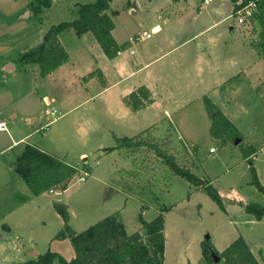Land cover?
Returning a JSON list of instances; mask_svg holds the SVG:
<instances>
[{
    "label": "rangeland",
    "instance_id": "1",
    "mask_svg": "<svg viewBox=\"0 0 264 264\" xmlns=\"http://www.w3.org/2000/svg\"><path fill=\"white\" fill-rule=\"evenodd\" d=\"M137 1L140 7L132 11L128 9V0L113 2L112 8L118 13L116 23L125 31L135 33L146 28L153 19L148 15L151 9L143 10L141 7L147 0ZM187 1L196 3L198 8L203 0ZM165 2L158 0L157 3ZM68 4L72 6V1L69 0ZM164 13L176 15V10L164 5L161 24L166 19ZM256 13L248 24H239L233 13H230L227 22L213 29L222 32L226 41L236 40L247 46L256 45L261 48L262 63L256 69L264 86V43L259 39V33L263 31L260 19L264 20V13L261 12L254 19ZM204 17L195 23L196 28H201L208 21ZM187 19L184 17L176 23L174 20V24L169 22L166 28L180 27L184 30ZM254 27L255 33L250 31ZM230 28L233 29L230 31ZM89 35L94 38L92 33ZM148 41L154 42L155 38ZM95 46L100 49L96 43ZM154 68L155 65L151 70ZM166 72L173 76V71ZM163 82L154 86L153 96L149 93L154 105L148 113L153 112L160 120L156 126L147 130L139 120L138 124H134V129L125 131L123 123L109 116L98 99L95 104L88 103L79 110L88 122L82 136L74 129L75 113L59 120L66 123L63 146L68 150L69 157L64 161L68 160L77 168L76 172L66 192L53 189L55 194L44 192L36 195L22 208L23 214L15 213L10 217L11 220L13 217L16 219L10 223L11 231L7 232L0 227V234L3 235L0 237V264L36 261L37 255L47 252L57 253L66 261L74 258L70 240L56 237L64 229V222L54 208L55 203L66 208L68 226L76 233L118 212L127 234H132L141 229V219L150 222L163 212V264H215L203 255L205 244L220 256L238 238L243 239L257 262L264 264V216L255 220L244 210L246 204L264 206V193L257 191L250 171L251 166L264 187V106L258 100L260 94L241 84L242 76L230 81L227 89L236 84L242 88L237 103L241 109L237 110V118L228 120L232 127L226 128L219 124V119L211 117L213 111L207 110L204 99L213 103L210 98L196 100L191 93L181 89L184 85L173 83L172 80ZM262 92L264 94V89ZM207 120L209 123L206 124ZM56 126H52V129ZM214 132L218 136L213 135ZM133 135H138L134 137V142L144 145L129 150L108 148L107 151H94L87 154L85 161L76 158L80 150L96 149L99 144L102 148L117 147L118 138H132ZM52 137L56 138L55 135ZM238 139H242L241 143L235 146L233 143ZM210 147L215 148L216 153L204 155V149ZM246 155H249V161ZM167 159L190 169L197 178L206 181L221 197L223 209L202 188L173 175L166 164ZM80 177L84 181H80ZM27 189L22 187V191L17 190V195L26 196ZM13 201L14 198H10L7 192L0 196V217ZM17 233L20 236L17 237ZM23 250L30 251L31 256L27 257ZM222 263L219 260L216 264ZM52 264L59 263L55 260Z\"/></svg>",
    "mask_w": 264,
    "mask_h": 264
},
{
    "label": "crops",
    "instance_id": "2",
    "mask_svg": "<svg viewBox=\"0 0 264 264\" xmlns=\"http://www.w3.org/2000/svg\"><path fill=\"white\" fill-rule=\"evenodd\" d=\"M70 1L72 6H69V0L54 2L50 9L37 18L30 10L29 0H0V123H4L6 127L5 130H0V196L7 192L10 198H14L17 190L22 191V187L27 189L13 167L16 157L26 145H32L74 167L68 160L64 161L69 157L68 150L63 146L66 123L59 120L75 113L74 129L82 136L88 122L83 119L79 110L88 103L95 104L96 99L109 116L123 123L125 131L134 129V124H138L139 120L146 130L158 124L160 118L153 112L148 113L154 101L134 112L123 99L140 87H145L153 96L154 86L165 80L184 85L181 89L191 93L196 100L210 98L214 106L230 121L237 118V110L241 109L237 103L242 88L240 84L228 89L226 87L230 81L242 76L241 84L256 90L260 94L258 100L264 106V94L260 93L264 86L256 69L262 63L261 48L256 45L247 46L236 40L226 41L222 32L213 29L214 26L227 22L233 13L230 0H208V3L203 0L198 8L196 3L187 0H166L164 4L157 3L158 0H147L141 7L143 10L151 9V14L148 11V15L153 19L146 28L135 33L125 31L116 23L118 13L112 8L114 0H111L107 11L114 25L111 35L120 50H123L122 55L108 59L89 32L77 36L73 30H69L59 38L67 53V62L47 75L40 74L38 65H21L18 57L41 44L52 25L73 19L69 10L83 0ZM154 1L156 4L153 5ZM128 2L129 10L139 9L137 0ZM164 5L176 10L175 14L178 16L164 13L166 19L161 24ZM137 11L132 14L135 15ZM184 17L188 18L186 29L166 28L170 23L174 24V20L176 23ZM201 17L209 23L206 24L207 21L201 28H196L195 23ZM255 29L256 27L250 31L255 33ZM141 31H152L151 38H155V41L150 43L147 39L139 42L142 44L138 47L131 46L129 38ZM129 49L134 54L130 55ZM153 65L155 68L151 70ZM167 70L173 71V76L168 75ZM47 109L55 110L59 117L45 113ZM55 124L57 126L52 129ZM93 125L97 127L96 123ZM51 132L56 138L51 136ZM135 136L137 135L132 138ZM241 140L239 139V143ZM115 147L102 148L99 144L96 149L78 151L76 158L85 161L88 153ZM209 149H204L203 154L216 153V150L209 153ZM256 175L262 186L258 174ZM26 196L28 199L21 204L13 201L0 217V227L5 231H11L10 223L16 221L14 217L12 220L10 217L15 213L23 214L22 208L36 198L29 189ZM18 236L20 235L17 233ZM23 253L27 257L31 256L30 251L23 250ZM33 253L37 254L35 251Z\"/></svg>",
    "mask_w": 264,
    "mask_h": 264
},
{
    "label": "trees",
    "instance_id": "3",
    "mask_svg": "<svg viewBox=\"0 0 264 264\" xmlns=\"http://www.w3.org/2000/svg\"><path fill=\"white\" fill-rule=\"evenodd\" d=\"M57 1L29 0L30 10L35 17L40 18ZM110 1L83 0L76 3L69 10V14L73 19L70 22L52 25L46 31L42 43L21 54L18 57V62L21 65H38L41 75L51 73L67 62L68 56L59 38L62 33L69 30H73L77 36L86 32L92 33L105 56L108 59H113L120 47L111 35L114 25L107 13ZM250 1H256L257 15L254 19H257L261 12L264 13V0H230L233 4V12ZM260 20L261 28L264 30V20ZM123 101L135 112L151 103V98L149 91L145 87H140L126 96ZM204 102L207 110L209 112L213 111L211 113L212 118L219 119V124L226 128L232 127L228 119L216 109L213 103L206 98ZM213 135L218 136V133L214 132ZM133 139L134 137L118 138L117 147L108 150L116 148L137 149L144 145L134 142ZM248 157L249 155L245 156L247 161H249ZM166 164L173 175L184 179L195 187L202 188L223 209L221 197L206 181L200 180L191 173L190 169L181 167L174 161L168 160ZM13 167L31 194L35 196L53 189L65 191L76 172L74 167L32 145L24 147L23 151L16 157ZM250 171L252 172V183L257 191L264 193V187L259 184L256 173L251 166ZM27 199V196L17 194L14 196L15 204H21ZM54 208L64 222V229L56 237L70 240L75 253L74 258L66 261L56 253L47 252L38 256L36 261L18 264H52L55 260L59 264H163L165 250L163 212L150 222L141 219V229L132 234H127L118 212L103 218L81 233H76L68 226L66 208L56 203ZM244 210L246 214L252 216L255 220H260L264 216V206L255 203L244 205ZM202 252L210 263L214 262L211 256V252H214V250L210 246L205 244ZM217 256L223 261L222 264H259L242 238L235 240L220 256Z\"/></svg>",
    "mask_w": 264,
    "mask_h": 264
},
{
    "label": "built area",
    "instance_id": "4",
    "mask_svg": "<svg viewBox=\"0 0 264 264\" xmlns=\"http://www.w3.org/2000/svg\"><path fill=\"white\" fill-rule=\"evenodd\" d=\"M204 3H208V0H205ZM256 9H257L256 1H250L243 7L233 12V16L236 18L239 24H248L250 22L251 17L255 13ZM152 34H153L152 31L151 32L141 31L133 35L132 37H130L128 42L131 46H133L141 41L150 39L152 37ZM128 52L130 55L134 54V51L132 49H129ZM122 54H123V50H118L116 52L117 56H120ZM45 113L50 114L52 117L56 115V111L53 109H47ZM5 129H6L5 124L0 123V130H5ZM214 152H215V148L211 147L209 149V153H214ZM85 176H86V173L84 174L83 177ZM83 177H80L79 180L84 181ZM49 193H54V190H49Z\"/></svg>",
    "mask_w": 264,
    "mask_h": 264
},
{
    "label": "water",
    "instance_id": "5",
    "mask_svg": "<svg viewBox=\"0 0 264 264\" xmlns=\"http://www.w3.org/2000/svg\"><path fill=\"white\" fill-rule=\"evenodd\" d=\"M259 39L262 42H264V30L259 33ZM238 143H239V139L234 142L235 145H237ZM205 237H206V239L208 238L207 235ZM211 256H212L215 264L219 262L220 258L216 254H214V252H211Z\"/></svg>",
    "mask_w": 264,
    "mask_h": 264
}]
</instances>
